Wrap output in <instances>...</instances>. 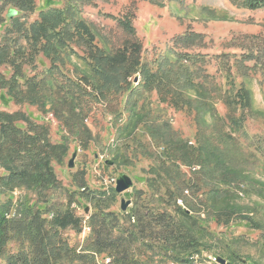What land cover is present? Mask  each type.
<instances>
[{
  "label": "rangeland",
  "instance_id": "rangeland-1",
  "mask_svg": "<svg viewBox=\"0 0 264 264\" xmlns=\"http://www.w3.org/2000/svg\"><path fill=\"white\" fill-rule=\"evenodd\" d=\"M243 2L96 0L95 8H86L83 17L91 25L99 47L114 51L129 40L117 23L107 19L104 14L120 18L127 13L134 14L133 25L143 45L142 58L145 63L151 64L170 49L183 54L188 52L201 59L204 56L208 63L207 72L221 89L222 96L234 95L244 84L251 93V111L236 107V115L240 117L243 114L246 121L240 129L241 133L232 135L227 124L218 119L226 118L229 113L223 100L215 102V119L207 116L209 124H196L192 109L177 110L163 103L158 94L152 92L145 93V106L152 124H136L135 119H130L126 112L128 95L121 89L118 91L111 88L104 97H97V91L92 90L95 97L86 96L81 108L84 114L80 123L87 126L92 138L88 148L84 149L81 139L74 136L53 112L42 113L37 107L0 99V112H20L30 122L44 124L48 128L49 140L53 144L65 142L69 149L61 164L52 163L55 182L51 188L16 187L0 199V206H10L5 218L24 223V214L29 207L33 211L28 215V220L38 211L48 227V222L54 220L58 211L70 210L80 219V231L57 228L67 249L77 255L87 253L94 256L96 264H112V258L98 255L92 249L94 215L109 213L122 220L133 212L149 216L153 214L154 217L165 212L171 214L176 222L185 223L178 211L181 209L191 214L193 220L187 226L199 236L201 243L199 250L187 257V264H221L219 259L226 264H242L246 261L264 264V67L245 72L244 66L251 67L254 63L243 60L253 43L264 46V9L249 10L243 6ZM63 6L64 0H35L34 11L25 19L31 24L38 20L42 11ZM9 25L6 21L0 26V41L5 27ZM191 32L205 36L203 46L202 42L191 49H186L181 43L174 42L177 46L174 45L173 41L177 37ZM77 52L83 54L79 49ZM226 55L229 58L216 59ZM73 63L79 64L75 60ZM35 66L25 68L27 76L47 70L50 64L40 56ZM1 71L7 76L11 74L7 67ZM140 80V75L134 74L128 83L137 88ZM20 126L26 128L24 123ZM150 127L154 129L153 133L149 132ZM202 131L206 132V140L209 142L208 152L211 148L219 150L230 165L229 168L240 174L239 181L225 185L218 183L203 176L206 170L199 163L185 166L173 161L172 164L162 155L163 147L157 146L154 140L161 134H169L176 141L197 148L205 144ZM226 135H231L233 141L230 139V142ZM199 154L202 151L196 153L197 156ZM74 155V167L70 168L69 162ZM154 155L161 159L156 160ZM162 164H165L164 168H169L165 170H171L172 185L169 187L166 179L153 174ZM207 166L211 168V164ZM180 174L186 176L183 179L186 185L182 194L176 193V200H172L170 198L175 195L172 189L175 190ZM124 175L132 179L133 186L125 193L117 194L116 182ZM213 190L228 192L215 194ZM122 200L131 203L126 212L121 210ZM124 223L121 222L123 227L126 225ZM117 235L114 233L115 237ZM152 240L150 243H156ZM25 244L28 245L27 242ZM132 247V251L142 253L138 257L139 264H166L160 261L157 250L140 248L139 244ZM6 250L8 255L15 256L20 245L14 240L8 243ZM59 263L62 264V260ZM0 264H8V260L0 258Z\"/></svg>",
  "mask_w": 264,
  "mask_h": 264
},
{
  "label": "trees",
  "instance_id": "trees-1",
  "mask_svg": "<svg viewBox=\"0 0 264 264\" xmlns=\"http://www.w3.org/2000/svg\"><path fill=\"white\" fill-rule=\"evenodd\" d=\"M242 4L249 10L264 9V0H244ZM96 6V0H64L62 8L44 10L38 20L29 24L25 17L34 11L35 0H0V26L6 21L10 23L5 27L0 41V99L37 107L42 113L53 112L74 136L81 139L84 149L88 148L92 138L87 126L80 123L84 114L82 101L86 96H94L92 90L97 91V97H104L111 88L121 89L128 95L126 112L130 119H135L136 124H152L145 106V93L155 92L163 103L177 110L192 109L196 124H209L207 116L215 119V102L221 99L228 106L229 113L226 118L218 119L227 124L232 135L241 133L246 119L243 114L238 117L235 109L240 107L250 112L252 108L251 93L244 84L234 95L222 96L221 89L207 72L208 63L204 56L201 59L200 56L188 52L183 54L174 49L157 57L151 64L145 63L142 58L143 45L133 25L134 14L127 13L121 18L104 14L107 19L117 23L129 40L114 51L99 47L91 25L83 17L86 8ZM174 42L191 49L198 42H202L203 46L205 36L191 32L177 37ZM77 49L83 54L80 55ZM40 56L49 62L50 67L31 77L27 76L25 68L36 67V60ZM225 57L229 58L226 55L216 59ZM74 60L80 65L74 64ZM243 60L254 63L251 67L244 66L245 72L262 69L264 46L253 43ZM152 66L155 68L152 69ZM3 67L10 68V76L1 71ZM134 74L141 77L137 88L128 83ZM22 123L26 124V128L20 126ZM47 129L44 124L30 122L20 112H0V199L16 187H52L55 182L52 163L61 164L69 149L65 142L53 144ZM148 129L154 132L152 127ZM158 137L154 139L157 146L163 147L162 155L172 164L173 161L185 166L199 163L206 170L203 176L224 185L240 180V174L229 168L230 165L219 150L211 148L208 152L210 147L206 132L202 131L205 144L197 148L176 141L169 134ZM226 137L230 142L233 141L231 135ZM201 151L202 154L197 156L196 153ZM154 157L156 160L161 159L160 156ZM210 164L211 168L208 169L207 165ZM164 165L159 166L153 174L166 179L169 187L172 185V174ZM180 175L179 182L174 184L175 190L172 189L175 193L170 198L172 200H176V193L182 194L186 185L183 180L186 176ZM227 192L213 190L215 194ZM9 209V204L0 206V258H6L8 264H60V260L62 264H96L94 256L74 254L59 237L57 228L80 231V219L70 210L58 211L54 220L48 222L52 225L48 224V228L38 211L28 220L33 210L27 207L28 212L24 214L26 222L22 223L5 218ZM178 211L185 223L176 222L171 214L165 212L156 217L133 212L122 220L109 213L94 215L92 225L98 229L94 228L92 249L98 255L112 258V264H139L138 257L142 253L132 251V246L139 244L140 248L157 250L161 262L187 264V257L197 252L201 243L199 236L187 226L193 220L189 211ZM122 221L126 224L124 227ZM114 233L118 235L115 237ZM151 238L156 243H150ZM14 240L19 243L20 250L17 255L10 256L6 249L8 243ZM242 264L252 263L246 261Z\"/></svg>",
  "mask_w": 264,
  "mask_h": 264
},
{
  "label": "water",
  "instance_id": "water-1",
  "mask_svg": "<svg viewBox=\"0 0 264 264\" xmlns=\"http://www.w3.org/2000/svg\"><path fill=\"white\" fill-rule=\"evenodd\" d=\"M14 13L11 14V16H13ZM76 156L74 155L72 160L69 162V167L73 168L74 167V160H75ZM108 165H111V163L107 162ZM133 186V181L130 177L128 176H122L118 179V181L116 182V193L117 194H123L126 191L130 190ZM130 202H126L125 200L121 201V210L123 212H126L127 208L130 206ZM219 262L221 264H226V262L222 259H219Z\"/></svg>",
  "mask_w": 264,
  "mask_h": 264
}]
</instances>
